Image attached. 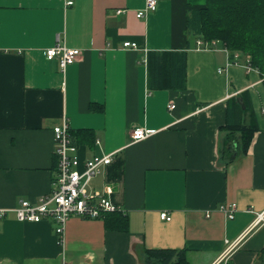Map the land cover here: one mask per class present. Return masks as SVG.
Wrapping results in <instances>:
<instances>
[{"label": "crops", "instance_id": "obj_1", "mask_svg": "<svg viewBox=\"0 0 264 264\" xmlns=\"http://www.w3.org/2000/svg\"><path fill=\"white\" fill-rule=\"evenodd\" d=\"M156 1L137 18L146 0H0V264H144L145 249L187 246L190 264H212L237 239L227 264H264L262 76L219 41L208 49L189 39L188 11L205 0ZM58 38L81 50L64 72L45 57ZM244 92L243 122L258 130L238 154L226 109ZM63 117L81 160L112 154L90 189L111 187L127 232L72 216L60 243L50 221L16 219L20 201L52 190V129ZM137 127L151 135L132 141ZM231 203L229 219L220 206Z\"/></svg>", "mask_w": 264, "mask_h": 264}, {"label": "built area", "instance_id": "obj_2", "mask_svg": "<svg viewBox=\"0 0 264 264\" xmlns=\"http://www.w3.org/2000/svg\"><path fill=\"white\" fill-rule=\"evenodd\" d=\"M65 6H71L73 0H63ZM157 7L156 0H146L145 7L136 12L137 18H142L148 11H155ZM124 12L119 10L117 13ZM197 47L215 49L217 40L203 41L197 40ZM124 48L137 49V44L130 41L122 43ZM228 51L227 48H224ZM81 54L80 49L67 48L58 40L56 43L45 50V57L48 60L55 58L59 61L62 72L68 65L73 64L77 57ZM237 56H234V59ZM237 64L234 60L228 61L227 65ZM247 71L258 69L250 65L249 59L245 64ZM222 69H218V73ZM259 72V71H258ZM262 80L264 81V75ZM170 110L174 109V105H169ZM53 133V153L57 157V167L55 177L52 182V190L49 194L41 196L37 202L31 203L22 200L19 206L13 209L16 219L22 222L38 223L40 221H50L54 225L55 233L62 243V236L67 221L72 216H78L87 219H102L106 213L117 211L124 212L118 208L110 199L112 189L110 186L105 191L91 190L90 183L97 177L112 160V154L101 156H93L89 159L81 160L79 156V147L73 143L70 128L65 117L59 125L52 129ZM151 135L150 130L141 127L135 128L131 133L132 141H139ZM98 143V142H97ZM220 210L227 218L232 219L236 212L234 203L227 206L221 205ZM5 209H0V218L6 214ZM161 219L170 220L167 213L160 214ZM257 220L264 221V211L257 214ZM239 240L230 242L225 240L227 246L218 259L213 264H227L231 253L239 246Z\"/></svg>", "mask_w": 264, "mask_h": 264}, {"label": "trees", "instance_id": "obj_3", "mask_svg": "<svg viewBox=\"0 0 264 264\" xmlns=\"http://www.w3.org/2000/svg\"><path fill=\"white\" fill-rule=\"evenodd\" d=\"M186 28L190 40H217L229 52L247 56L250 65L264 75V0H205L203 7L188 11ZM251 109L246 92L227 101L225 127L240 134L238 154L247 153L258 130L255 120L243 122V115L251 114ZM102 220L106 230H128L124 212L106 213ZM190 250L196 249H145L144 264H190L186 257Z\"/></svg>", "mask_w": 264, "mask_h": 264}, {"label": "rangeland", "instance_id": "obj_4", "mask_svg": "<svg viewBox=\"0 0 264 264\" xmlns=\"http://www.w3.org/2000/svg\"><path fill=\"white\" fill-rule=\"evenodd\" d=\"M211 81V80H210ZM212 82V81H211ZM254 105H255V108H256V112H257V116H258V119L260 120H263V122H264V116L261 114V107H260V105L258 104V102L256 101V102H254ZM213 264V263H212Z\"/></svg>", "mask_w": 264, "mask_h": 264}]
</instances>
